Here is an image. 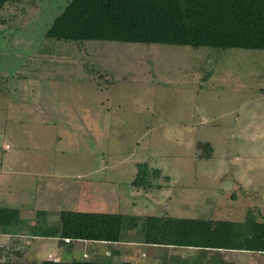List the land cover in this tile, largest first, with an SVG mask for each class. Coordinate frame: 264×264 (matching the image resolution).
<instances>
[{
    "label": "rangeland",
    "instance_id": "obj_1",
    "mask_svg": "<svg viewBox=\"0 0 264 264\" xmlns=\"http://www.w3.org/2000/svg\"><path fill=\"white\" fill-rule=\"evenodd\" d=\"M70 1L23 0L0 9L4 168L22 167L9 162L22 159L47 170L56 162L58 181L93 174L95 194L72 192L63 211L100 199L98 189L107 191V212L143 223L150 215L264 223V51L47 37ZM34 156L47 162L38 165ZM144 165L151 187L136 189ZM20 174L1 179V187L21 190ZM135 230L144 241L142 224ZM188 251L170 252L200 264ZM14 253L8 262L32 261ZM222 255L224 264H264V253Z\"/></svg>",
    "mask_w": 264,
    "mask_h": 264
},
{
    "label": "trees",
    "instance_id": "obj_2",
    "mask_svg": "<svg viewBox=\"0 0 264 264\" xmlns=\"http://www.w3.org/2000/svg\"><path fill=\"white\" fill-rule=\"evenodd\" d=\"M19 1L23 0H0V9ZM46 36L69 42L176 45L216 52L264 51V0H71L54 19ZM139 169L132 186L151 187L148 168L144 165ZM59 217L60 243L65 240L118 243L125 225L127 229H136L142 224L144 243L152 246L218 254L222 251L264 253V223L253 220L230 222L148 216L143 223L142 218L135 216L77 211H62ZM18 221L17 211L0 209L3 226L18 227ZM1 247L0 264H18L1 261L5 249ZM220 263L224 264L223 258ZM40 264L112 263L73 260Z\"/></svg>",
    "mask_w": 264,
    "mask_h": 264
},
{
    "label": "crops",
    "instance_id": "obj_3",
    "mask_svg": "<svg viewBox=\"0 0 264 264\" xmlns=\"http://www.w3.org/2000/svg\"><path fill=\"white\" fill-rule=\"evenodd\" d=\"M5 147L7 150H11L7 145H5ZM60 153H62V151H60ZM62 154L65 155L61 156L59 154L58 156L61 157L62 160L57 159V161L59 162L61 160L68 162L67 158L66 160L63 158L67 154ZM54 155L57 154L54 153ZM86 156H83V158L88 160V156ZM34 159L37 160L36 162H38V165H45V162H47V157L44 156H34ZM21 160L22 159H17L14 161L9 159L10 163L11 161L18 162L22 166L17 168L14 167L13 169H11L10 166H8V169L4 168L7 167V163L5 166H3L4 162L0 163V180L6 179V176L14 175L19 171L21 173V178L26 177V182L22 184L21 190L13 183H11L8 188H2L0 185V209L3 208L12 211H16L14 209H17L19 219L18 227L14 225L3 226L0 223V237L1 239L5 238V241L0 240L1 248L5 247L2 252L1 261H8L12 257L15 258L13 253L17 252L20 256V260L22 256L25 258L30 256V259H32V261L27 262L21 261L22 264H40L44 261L71 262L73 260H90L112 264H122L125 262L129 264H188V257L185 254L180 255L179 253L170 252L171 250L173 251V249L177 250L181 248L175 249L145 244L143 240L133 237L134 234H136L135 229L124 228L122 239L118 243L92 241L70 242L68 240H65V243H60V219L58 220V214L63 211L61 209L63 206H68L70 204V195L72 192H77L80 195L84 193L82 191L83 189H89L90 192L95 194V188L92 187L90 182L92 181L91 177L93 174L89 175V172H87L85 175H72L70 180L64 177L63 179H65V181H58L56 177L61 176L62 169L56 162L52 169L47 170L44 167H36L37 165L30 166L31 164L28 160H26V165L24 166V162L22 163ZM80 162H83V160ZM85 183H90L91 185L89 184L88 187ZM96 192H101L103 197L101 196L100 199L91 197L89 198L92 200L91 203L77 204L75 202L72 204L74 209L64 211L78 210L77 212L109 213L105 209L110 204L108 201L109 199L107 200L104 198L107 191L97 189ZM89 195H87V197H89ZM170 198L171 197H169V199ZM73 201L75 200L72 199L71 203ZM144 249H149L151 251L150 256L144 254ZM187 250L192 254L195 253L193 255L191 254L192 257L197 255L198 261L201 264H205L207 259L209 260L208 262H214L215 264H220L221 258L224 259L225 263L227 261V258L222 255L225 253L224 251L219 254L212 251L213 254L209 255L208 253L211 251L206 253L197 249ZM199 252H203L202 254L204 255L197 254ZM229 253L247 254L251 252L232 251ZM171 259L172 262L170 263ZM40 260L43 261L40 262ZM12 261L19 262V260L16 259Z\"/></svg>",
    "mask_w": 264,
    "mask_h": 264
}]
</instances>
